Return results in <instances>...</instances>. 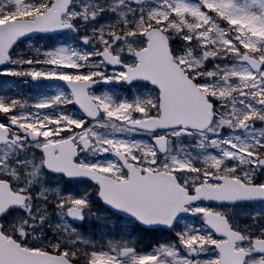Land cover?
Returning <instances> with one entry per match:
<instances>
[{
  "label": "snow or ice",
  "instance_id": "6c2138e0",
  "mask_svg": "<svg viewBox=\"0 0 264 264\" xmlns=\"http://www.w3.org/2000/svg\"><path fill=\"white\" fill-rule=\"evenodd\" d=\"M0 66V264H264V0H0Z\"/></svg>",
  "mask_w": 264,
  "mask_h": 264
},
{
  "label": "rangeland",
  "instance_id": "374dc122",
  "mask_svg": "<svg viewBox=\"0 0 264 264\" xmlns=\"http://www.w3.org/2000/svg\"><path fill=\"white\" fill-rule=\"evenodd\" d=\"M23 47H27V45H24ZM12 78H14V77H0V81H1V79H3L5 81L6 79H12ZM15 79L19 82L18 84L16 83V85H18L19 88L21 89L22 83L17 78H15ZM23 85H24L23 90L25 91L24 92L25 94L32 95L35 93L36 90L32 87L31 84H23ZM117 87H119V86H117ZM15 90H16L15 88L12 89V91H15ZM146 242H148V241H146Z\"/></svg>",
  "mask_w": 264,
  "mask_h": 264
}]
</instances>
